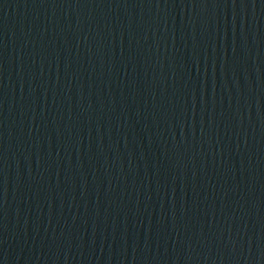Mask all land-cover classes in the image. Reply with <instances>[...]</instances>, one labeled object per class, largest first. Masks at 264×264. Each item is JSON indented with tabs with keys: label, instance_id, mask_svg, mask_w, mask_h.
<instances>
[{
	"label": "water",
	"instance_id": "95a60500",
	"mask_svg": "<svg viewBox=\"0 0 264 264\" xmlns=\"http://www.w3.org/2000/svg\"><path fill=\"white\" fill-rule=\"evenodd\" d=\"M0 264H264V0H0Z\"/></svg>",
	"mask_w": 264,
	"mask_h": 264
}]
</instances>
